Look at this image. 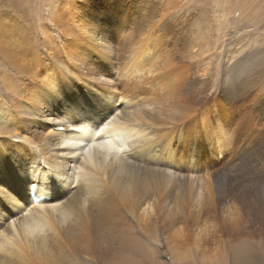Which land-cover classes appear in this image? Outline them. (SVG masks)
Listing matches in <instances>:
<instances>
[{
	"label": "bare ground",
	"instance_id": "obj_1",
	"mask_svg": "<svg viewBox=\"0 0 264 264\" xmlns=\"http://www.w3.org/2000/svg\"><path fill=\"white\" fill-rule=\"evenodd\" d=\"M123 3L82 14L57 5L40 23L52 54L46 59L29 53L11 21L0 23L1 57L15 72L13 77L4 66L0 75L8 94L0 95V264H95L99 249L121 233L124 213L150 232L171 204L179 235L195 227L198 248L202 226L218 212L225 192L239 195L243 206L247 200L243 208L251 211L242 225L232 220L233 236H257L264 229V136L254 148L237 151L233 143L236 183L227 188L229 179L198 141L200 124L192 114V106L201 105V90L193 93L192 85L207 71L203 47H189L178 62L158 61L161 37L169 33L166 6L157 14L148 8L154 14L148 18L146 9ZM197 30L199 41H206L202 27ZM231 85L225 94L233 103L237 87ZM32 194L43 200L34 203ZM215 227L210 246L221 243ZM246 257L240 254L238 262ZM122 259L115 264H134Z\"/></svg>",
	"mask_w": 264,
	"mask_h": 264
},
{
	"label": "rangeland",
	"instance_id": "obj_2",
	"mask_svg": "<svg viewBox=\"0 0 264 264\" xmlns=\"http://www.w3.org/2000/svg\"><path fill=\"white\" fill-rule=\"evenodd\" d=\"M116 1L0 0V23L11 21L14 24V29L22 37L21 43L26 44L29 53L46 59L52 54L49 55L50 46L44 44L40 23H47L49 16L55 11L53 8L59 5L60 8L67 9L70 5V8L81 11L82 14L83 10L87 8H96L98 5L109 6ZM121 1L124 2L122 5H128L127 8H133L135 11L138 6L142 10L146 9L148 13L145 12V15L148 14V18H152L154 15L153 13L149 14V9L154 8L156 14L159 10L168 9L165 10V14H168L170 18L167 21L170 23L168 26L169 33L161 37L165 44L159 53L161 56L158 61H164L167 58L178 62L187 55L189 47L191 48L198 43L203 47L204 54H201L200 51V56L205 58L203 65L207 69L206 75L204 80L195 82L191 89L193 93H197L198 89L201 90V95L197 99H201V103H199L202 106H192V103L189 102H183V106L191 105L193 110H196V113L193 111L192 114L200 124L201 132L198 141L203 145L212 164H216L217 168L224 171L223 173L229 179V187L227 188H233L235 182L233 181V157L238 154V152L233 154V143L237 144V151L250 146L254 148L253 144H258L264 136V0ZM61 2L63 3L60 5ZM198 26L202 27L206 41H199ZM1 56L2 52L0 51V75L4 74L3 67L5 66L7 73L14 77V70L9 67L6 58ZM182 62L188 64L184 60ZM197 62L192 64L196 65ZM159 75L163 79V74ZM210 77L212 78L210 79ZM19 79L25 82L27 78ZM231 80H233V85H231ZM115 84L121 95L127 94L128 90L126 92L122 84L120 85L118 82ZM227 85L237 87L234 89L235 98L232 96L233 103L226 101V94L230 95L225 90ZM2 88L4 89L0 83V95L6 97L8 95L7 90ZM189 92L190 90L186 91L185 94ZM166 93L168 97H175L174 94ZM193 116L185 120L186 125L194 119ZM207 134L209 135L208 138L206 137ZM217 135L221 141L220 144L217 142ZM244 137L245 139H243ZM226 138H228V145L224 147L222 143ZM208 141H211V145H208ZM213 146L216 154L211 152ZM219 146H221L220 151H218ZM217 147L219 148L217 149ZM183 158L187 159L188 155H183ZM20 178L26 182V173H23ZM6 182L9 185L4 188L9 189L12 181L7 180ZM237 191L239 192L240 189ZM176 195L177 192L173 197ZM225 196L226 199L218 206V212L209 216L207 227L202 226L203 230L198 248L195 246L196 237L193 232L195 227L187 229L184 236L179 235V226L176 225L178 218H172L171 214H174L175 211L172 210L173 205L171 204L163 210L164 214H161L162 219L156 225L155 231L150 232L141 230L135 217L124 213L121 233L114 232L105 246L99 249L100 260L95 264H115V260L120 257L134 264H264V229L261 231L262 236H256L257 232H253V236L250 237L233 236L231 233L233 232L232 220L233 224L235 221H241L242 225L243 220L248 216V213L251 214V211L243 208L247 200L244 201L243 206L239 201V195L233 196V193L230 195V193L225 192ZM250 200H254L253 196H250ZM234 210L237 212L233 215ZM192 218L194 216H191ZM206 218L207 215L202 221L205 222ZM209 226L212 227L209 229ZM213 226L217 228L215 239L218 238L221 243H214V246H210L208 244L214 240L213 232L215 229L213 230ZM149 237H153L152 240ZM213 248L215 249L214 255L208 253ZM240 254L247 256L246 263L238 262Z\"/></svg>",
	"mask_w": 264,
	"mask_h": 264
}]
</instances>
